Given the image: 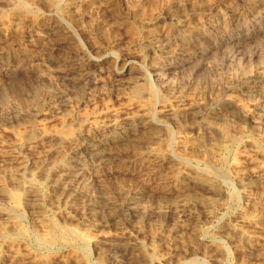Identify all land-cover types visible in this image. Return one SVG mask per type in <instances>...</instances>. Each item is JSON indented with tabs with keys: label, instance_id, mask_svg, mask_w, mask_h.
<instances>
[{
	"label": "rangeland",
	"instance_id": "obj_1",
	"mask_svg": "<svg viewBox=\"0 0 264 264\" xmlns=\"http://www.w3.org/2000/svg\"><path fill=\"white\" fill-rule=\"evenodd\" d=\"M255 2L0 0V264H264V129L243 115L258 119L247 93L264 89ZM227 98L222 133L184 112ZM84 138L120 158L84 162L88 197L58 188ZM132 195L174 212L107 223ZM173 201L197 217L182 224Z\"/></svg>",
	"mask_w": 264,
	"mask_h": 264
},
{
	"label": "bare ground",
	"instance_id": "obj_2",
	"mask_svg": "<svg viewBox=\"0 0 264 264\" xmlns=\"http://www.w3.org/2000/svg\"><path fill=\"white\" fill-rule=\"evenodd\" d=\"M255 6H262V7H264V0H258V2H257V0H256V2L255 3H253V7H255ZM252 10V9H251ZM259 16H257V18H258ZM255 19V18H254ZM262 19V18H261ZM211 22V21H210ZM246 23L247 22H245V24H243V25H246ZM254 23V22H253ZM263 23V22H262ZM252 24V23H251ZM197 31V30H196ZM201 32V31H200ZM156 33V32H155ZM199 33V32H198ZM164 34V33H163ZM195 34V33H194ZM199 35V34H198ZM172 36V35H171ZM175 36V35H174ZM164 37H165V35H164ZM168 37V36H167ZM156 37H154V38H152V40L153 39H155ZM226 38V37H225ZM166 40H167V38L165 39V38H163V36H157V39L155 40V45H154V47H155V49L157 50V51H161L162 52V50H164L165 48H167V47H171V46H169L167 43H166ZM176 40V39H175ZM231 41V40H230ZM175 42H173V43H171V44H174ZM151 46V45H150ZM180 46H182V45H180ZM179 46V47H180ZM174 47H176V46H174ZM172 49V48H171ZM170 49V50H171ZM178 49H180V48H178ZM169 50V49H168ZM167 50V51H168ZM186 50H188V49H186ZM186 50H184L185 51V54L187 53V55L186 56H184V57H186V61H189V60H192V59H194L195 57H196V52L194 53H192V52H190V51H187L186 52ZM191 50V49H190ZM177 51V50H176ZM181 51V50H180ZM182 51H183V49H182ZM164 52V51H163ZM174 52V51H173ZM168 53V52H167ZM170 53H172V52H170ZM174 54V53H173ZM179 54V53H178ZM184 54V55H185ZM164 55V54H163ZM168 55V54H167ZM171 55V54H170ZM180 55H181V53H180ZM160 56H161V54H160ZM176 56V55H175ZM179 56V55H178ZM182 56H183V54H182ZM169 57H172V56H168V58ZM177 57V56H176ZM159 58V57H158ZM178 58V57H177ZM181 58V57H180ZM160 59H161V57H160ZM159 63H160V61H159ZM158 63V64H159ZM176 63H179V60H177V62H172L171 64L172 65H174V64H176ZM183 62H180L179 64H178V66L180 65V64H182ZM155 64H157V62L155 63ZM77 65V64H76ZM74 66V65H73ZM72 66V67H73ZM71 67V66H70ZM75 67V66H74ZM82 67V66H81ZM159 68H161V67H159ZM164 69H166V68H164ZM165 71V70H164ZM77 72V71H76ZM69 73V72H68ZM72 73V72H71ZM70 73V74H71ZM79 73H80V70H79ZM72 78V77H71ZM74 78H75V76H74ZM263 79H264V77H263ZM260 88V87H259ZM213 91V90H212ZM248 95H251L252 97L251 98H253V100H255V110L257 111V114H258V119L257 120H255V119H250V117H249V114L248 113H243V115H244V117L246 118V119H248V121H250L251 123H253L252 125H254V126H259L260 127V129L261 128H263L264 129V89H257V90H255V91H251V92H248L247 93ZM20 102V101H19ZM194 105V104H193ZM193 105H191L190 107L188 106V108H186L185 110H184V112H185V114H187V115H191V116H193L192 118H194V119H197V120H203L204 122H205V124L207 125V126H209L210 128H212L213 130L215 129L216 131H219V129L218 128H220L219 126H221V128H222V125H220V122H224L223 121V119L225 118V116H227L228 114V112H230V110H231V112H232V110L233 109H235V108H237L238 107V104H236V102H235V100H233L232 98H227L224 102H223V105H222V107H221V105H220V109L217 111V112H209V110L208 109H206V108H204L203 106H198V107H195V106H193ZM196 105V104H195ZM166 108V107H165ZM164 108V109H165ZM163 111V110H162ZM161 111V112H162ZM228 111V112H227ZM164 112H166V113H170L171 112V110H169L168 108H166L165 110H164ZM164 112H162V113H164ZM227 112V113H226ZM146 113V112H145ZM141 114V113H140ZM231 114V113H230ZM146 115H147V113H146ZM169 115V114H168ZM172 115V114H171ZM189 115V116H190ZM144 117V114H142L141 116H137V117H134V118H131V117H125L124 119H122V120H124V121H128V123L126 124V122H123V123H121V121L120 122H118V123H116L115 121H114V123H112L110 126L113 128V130L115 131V134L117 133L118 134V136H116V137H122V139L123 138H125V137H127L126 136V134H125V132L122 130L121 132H119V131H117V130H119V129H121V128H124V126L122 125V124H126V125H128V126H130V125H132L131 123H133L135 120H138V119H140V117ZM166 116V115H165ZM242 117V116H241ZM229 118V117H228ZM232 118V117H231ZM230 118V119H231ZM193 119V120H194ZM146 120V119H145ZM226 120H227V118H226ZM142 121V120H141ZM144 121V120H143ZM148 121V120H147ZM152 121V120H151ZM154 121V120H153ZM152 121V122H153ZM195 121V120H194ZM218 121H220L219 122V124H218ZM228 121H230V120H228ZM231 121H233V119L231 120ZM110 122V121H109ZM150 122V121H149ZM151 122V123H152ZM227 122V121H226ZM108 123V122H107ZM141 123V122H140ZM201 123V122H200ZM230 123V122H229ZM250 123V124H251ZM144 124H146V122L144 123ZM204 124V123H203ZM204 124V125H205ZM226 124V123H225ZM142 125H143V123H142ZM219 125V126H218ZM228 125V124H227ZM99 127V126H98ZM101 127V126H100ZM127 127V126H126ZM161 127V126H160ZM111 128V129H112ZM128 128V127H127ZM139 128V127H138ZM102 129V128H101ZM205 129V128H204ZM207 129V128H206ZM218 129V130H217ZM223 129V128H222ZM222 129H220V131L219 132H221L222 133ZM227 129V128H226ZM96 130V129H95ZM131 130H132V128H131ZM214 130V131H215ZM129 132V131H128ZM168 132H170V131H168ZM227 131L225 130V131H223V134H225ZM99 133V132H98ZM155 133V132H154ZM165 134H166V132H165ZM169 134V133H168ZM216 134V133H215ZM222 134V136H223V138H224V135ZM226 135V134H225ZM99 136V135H98ZM135 135H133V137H134ZM221 135H219V137H220ZM79 137V136H78ZM102 137V136H101ZM142 137V136H141ZM75 138V137H74ZM97 138V137H96ZM145 138V137H144ZM86 139L87 138H84V140H83V142H81V141H79V142H77V144H76V146L73 148V153L72 154H74L73 156H77V157H71L72 158V160L70 161V163L68 164V166H67V169H64V172L61 174V176H60V181H59V190H61V192H67V191H69V190H75V191H73V193L75 194V192L77 191V194L78 195H80V196H85V197H88V194L89 193H91V192H89L88 193V191H89V189L93 186H91V183L88 181V180H84V178H82L81 177V175H79L80 173H82L83 171H84V162L88 159H95L96 161H100V162H104L105 160H110V161H117V162H120V158H119V156L118 157H116V156H110L109 157V155H114V154H112L111 152L109 153L108 152V150L106 151V150H104L105 149V147L104 148H101L95 141H86ZM147 139V138H146ZM70 140V139H69ZM73 140V139H72ZM90 140H91V138H90ZM93 140V139H92ZM129 140H131L130 142H132V141H134L135 142V140H137V137L135 138H132V139H129ZM199 140V139H198ZM109 141V140H108ZM128 141V140H127ZM264 141V140H263ZM61 142H63V141H61ZM66 142V141H65ZM75 142V143H76ZM112 142V141H111ZM128 145V144H127ZM137 145H138V143H137ZM140 145V144H139ZM138 145V147H139V149L141 148L140 146ZM159 145V144H158ZM57 146V145H56ZM70 146V145H69ZM136 146V145H135ZM143 146V145H142ZM137 146H136V148H138ZM60 148V147H59ZM58 148V149H59ZM182 148V147H181ZM8 148H6V150H7ZM109 151H110V149H109ZM104 152L106 153V152H108V156L107 155H105L104 154ZM79 153H81V157H78V155H79ZM6 154L8 155V156H12V155H14L13 153H11V151L8 149V151H6ZM258 156V155H257ZM89 157V158H88ZM7 160H8V158H7ZM12 160V159H11ZM14 160V159H13ZM5 161V160H4ZM59 161V160H58ZM122 162V161H121ZM94 163V162H93ZM98 163V162H97ZM110 163V162H109ZM88 164V163H87ZM119 165V164H118ZM121 165H123V164H121ZM125 165V164H124ZM123 165V166H124ZM66 168V167H65ZM168 168V167H167ZM174 169V168H173ZM171 170V169H170ZM169 171V170H168ZM183 171V170H182ZM87 173V172H86ZM173 173H175V169L174 170H172V171H169V172H167L166 173V178L170 181V179L172 178V174ZM87 176V175H86ZM186 176H187V174H186ZM193 177V176H192ZM191 176H189V179H187V180H189L190 181V183L191 182H193L192 184H195L196 183V181L197 180H194V178H192ZM2 179V178H1ZM11 180V179H10ZM251 180V179H250ZM91 181V180H90ZM186 181V180H185ZM198 182V181H197ZM257 181H251V182H248L249 183V188L251 187H253L254 188V185H255V183H256ZM209 183V182H208ZM79 185V186H77V185ZM188 184V183H187ZM197 184V183H196ZM201 184V183H200ZM203 184V183H202ZM74 185H76L75 186V188L76 187H78V188H81L80 190H76V189H73V186ZM188 185H190V184H188ZM198 185H199V182H198ZM204 185H206L205 183H204ZM210 189L209 187H205V189ZM211 188H213V187H211ZM244 189V188H243ZM245 189H248V188H245ZM212 190V189H211ZM202 191V190H201ZM207 191V190H206ZM214 191V190H213ZM7 192V191H6ZM247 192V191H246ZM72 193V194H73ZM67 194H68V192H67ZM73 194V195H74ZM92 194V193H91ZM91 194H90V196H89V198L90 197H92L91 196ZM73 195H72V197H73ZM69 196H71V192L69 193ZM79 196V197H80ZM18 198V197H17ZM82 198V197H81ZM80 198V199H81ZM88 198V199H89ZM94 198V197H93ZM97 198V199H96ZM98 198L99 197H95V199L96 200H94V201H92V203H93V205H94V207H95V209H93V208H91V209H93V210H96V207L98 206V205H100L102 202H100L101 200H103V199H101V200H98ZM182 198H184V197H182ZM30 199V198H29ZM71 199V198H70ZM85 198H83V200H84ZM92 199V198H91ZM181 199V198H180ZM188 199V198H187ZM187 199H184V200H186L187 201ZM200 199V198H199ZM175 200H177V199H175ZM182 200V199H181ZM186 201L184 202V201H182V202H176L177 204H175V201H173L174 202V206L176 207V218L178 219V221L180 220V222H182V224L184 223V225L185 224H187V221H190V220H192V219H195V217H197L196 216V212L195 211H192V210H190L189 208H187L188 207V202L190 201V200H188V202L186 203ZM192 201V200H191ZM18 202V201H17ZM84 202V201H83ZM86 202H88V201H86ZM106 202V201H105ZM208 202V201H207ZM110 203V202H109ZM108 203V204H109ZM127 203V202H126ZM126 203H121L119 206L120 207H113L111 210H109L108 212H107V216H106V222L107 223H113V225H115L114 223H116V222H120V221H125V220H127L128 222H132V220H136V219H147V218H149V217H151L152 215H154V214H157V215H169L170 214V212H172L171 211V207L170 206H166L165 208H158L157 210H150L149 208H147V207H145L144 205L146 204H143V199H141L140 197H138V196H130V198L128 199V203L130 204V206H127V205H125ZM190 203V202H189ZM203 203V202H202ZM21 204V203H20ZM23 204V203H22ZM88 203H86V205H87ZM103 204V203H102ZM173 204V203H172ZM212 204V203H211ZM88 205H90V204H88ZM88 205H87V207H88ZM112 205V204H111ZM206 205V204H205ZM208 205V204H207ZM122 207V208H121ZM161 207V206H160ZM105 208H109V207H105ZM111 208V207H110ZM157 208V207H156ZM171 208V209H170ZM100 209V208H99ZM155 209V208H154ZM174 209V208H173ZM98 210V209H97ZM36 211V210H35ZM92 211V210H91ZM100 211V210H99ZM105 211H106V209H105ZM85 212H86V210H85ZM93 212V211H92ZM104 212V211H103ZM174 212V211H173ZM88 213V212H87ZM104 213H106V212H104ZM172 214V213H171ZM102 216H103V214H101ZM87 215H85V217H86ZM91 216V215H90ZM94 216V215H93ZM170 216V215H169ZM172 216H174V214L172 215ZM171 216V217H172ZM6 217V216H5ZM88 217V216H87ZM155 217V216H154ZM156 217H158V216H156ZM162 217V216H161ZM165 217H167V216H165ZM99 218V217H98ZM153 218V217H152ZM174 218H175V216H174ZM96 219V218H95ZM7 220V219H6ZM98 220V219H97ZM197 220V219H196ZM177 220H175V222H178ZM7 222V221H6ZM186 222V223H185ZM191 222V221H190ZM8 223H9V221H8ZM16 223V222H15ZM125 224H126V222H124ZM4 224V223H3ZM163 224V223H162ZM176 224V223H175ZM180 224V223H179ZM8 225V224H7ZM189 225V224H188ZM1 226V225H0ZM179 226V225H178ZM1 227H3V226H1ZM184 227V226H183ZM6 228V227H5ZM9 228V227H8ZM174 229H176L175 227H174ZM5 234V233H4ZM238 234V233H237ZM232 235V234H231ZM238 236H240V235H238ZM235 238V237H234ZM236 238L238 239V237L236 236ZM241 239V238H240ZM247 240H248V238H246ZM9 240V239H8ZM242 240V239H241ZM248 243V242H247ZM3 255V254H2ZM36 259H37V257H36ZM34 260V259H33ZM40 260V259H39ZM218 260V259H217ZM2 261H4V260H2ZM37 261H38V259H37ZM31 262H33L32 260H31ZM36 264V263H35Z\"/></svg>",
	"mask_w": 264,
	"mask_h": 264
}]
</instances>
